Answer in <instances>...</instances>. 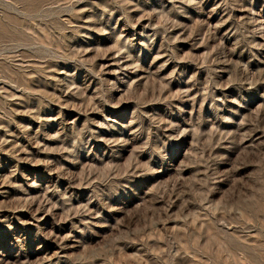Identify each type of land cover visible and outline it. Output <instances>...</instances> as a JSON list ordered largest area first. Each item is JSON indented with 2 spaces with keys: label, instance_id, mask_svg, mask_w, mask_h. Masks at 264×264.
Segmentation results:
<instances>
[{
  "label": "rangeland",
  "instance_id": "1",
  "mask_svg": "<svg viewBox=\"0 0 264 264\" xmlns=\"http://www.w3.org/2000/svg\"><path fill=\"white\" fill-rule=\"evenodd\" d=\"M0 264H264V0H0Z\"/></svg>",
  "mask_w": 264,
  "mask_h": 264
}]
</instances>
